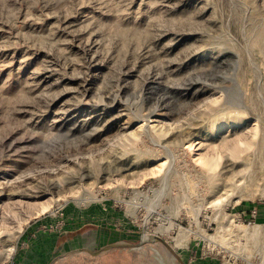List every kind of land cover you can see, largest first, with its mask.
<instances>
[{
  "label": "rangeland",
  "instance_id": "rangeland-1",
  "mask_svg": "<svg viewBox=\"0 0 264 264\" xmlns=\"http://www.w3.org/2000/svg\"><path fill=\"white\" fill-rule=\"evenodd\" d=\"M48 235L264 264V0H0V264Z\"/></svg>",
  "mask_w": 264,
  "mask_h": 264
},
{
  "label": "crops",
  "instance_id": "crops-1",
  "mask_svg": "<svg viewBox=\"0 0 264 264\" xmlns=\"http://www.w3.org/2000/svg\"><path fill=\"white\" fill-rule=\"evenodd\" d=\"M57 242L53 239V236H38L36 242H33L32 248L30 250H24L19 252L16 257V264H54V263H62L66 256L60 257L53 260V253L55 251V245ZM109 242V240H108ZM110 243V242H109ZM105 243L102 242V245ZM88 246H97V241L89 242L88 241H80L79 247L80 250H85ZM112 248V246L108 247ZM96 249V247H95ZM80 251V252H83Z\"/></svg>",
  "mask_w": 264,
  "mask_h": 264
},
{
  "label": "bare ground",
  "instance_id": "bare-ground-1",
  "mask_svg": "<svg viewBox=\"0 0 264 264\" xmlns=\"http://www.w3.org/2000/svg\"><path fill=\"white\" fill-rule=\"evenodd\" d=\"M216 60V59H215ZM87 79V78H86ZM147 123V122H146ZM207 166H208V164H207ZM43 209H46V206H44V208Z\"/></svg>",
  "mask_w": 264,
  "mask_h": 264
}]
</instances>
